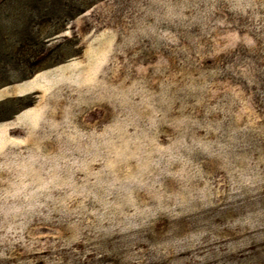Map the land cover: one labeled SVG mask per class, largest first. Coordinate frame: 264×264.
Segmentation results:
<instances>
[{
	"label": "rangeland",
	"instance_id": "1",
	"mask_svg": "<svg viewBox=\"0 0 264 264\" xmlns=\"http://www.w3.org/2000/svg\"><path fill=\"white\" fill-rule=\"evenodd\" d=\"M0 264H264V0H0Z\"/></svg>",
	"mask_w": 264,
	"mask_h": 264
}]
</instances>
